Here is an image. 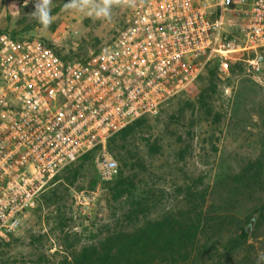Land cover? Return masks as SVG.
Masks as SVG:
<instances>
[{
  "label": "built area",
  "instance_id": "obj_1",
  "mask_svg": "<svg viewBox=\"0 0 264 264\" xmlns=\"http://www.w3.org/2000/svg\"><path fill=\"white\" fill-rule=\"evenodd\" d=\"M113 9L121 24L84 59L0 35V247L83 155L98 152L99 178L112 180L118 165L107 140L159 114L210 66L226 73L243 54L248 75L263 69L264 0H135Z\"/></svg>",
  "mask_w": 264,
  "mask_h": 264
},
{
  "label": "rangeland",
  "instance_id": "obj_2",
  "mask_svg": "<svg viewBox=\"0 0 264 264\" xmlns=\"http://www.w3.org/2000/svg\"><path fill=\"white\" fill-rule=\"evenodd\" d=\"M64 2L53 0V23L45 29L30 16L32 0H0V35L17 41L37 39L64 59H84L108 42L121 24L120 13L113 8L109 18H95L65 11ZM126 134V140L115 138L106 153L117 162L118 174L155 191L157 207L151 215L155 218L176 205L178 185L205 187L216 172L235 170L257 156L256 147L264 143V66L253 77L241 60L229 62L226 73L212 65L187 93L159 114L143 117ZM98 154L74 162L50 182L38 207L0 248V264L58 261L66 247L76 250L115 228L112 213L120 204H114L106 191L114 179L99 178ZM121 158L126 166L120 164Z\"/></svg>",
  "mask_w": 264,
  "mask_h": 264
},
{
  "label": "trees",
  "instance_id": "obj_3",
  "mask_svg": "<svg viewBox=\"0 0 264 264\" xmlns=\"http://www.w3.org/2000/svg\"><path fill=\"white\" fill-rule=\"evenodd\" d=\"M140 121L111 136L106 147L110 149L117 137L126 140V132ZM256 149L254 159L235 170L216 172L210 185H178L173 195L176 205L155 218L151 217L157 207L155 191L134 185L117 171L106 188L113 203L120 204L112 213L115 228L76 250L66 247L58 261L48 258L44 264H264L260 259L264 255V143ZM94 153L79 160H88ZM120 164L126 166L124 158ZM252 219L253 231L248 234L245 229Z\"/></svg>",
  "mask_w": 264,
  "mask_h": 264
},
{
  "label": "clouds",
  "instance_id": "obj_4",
  "mask_svg": "<svg viewBox=\"0 0 264 264\" xmlns=\"http://www.w3.org/2000/svg\"><path fill=\"white\" fill-rule=\"evenodd\" d=\"M33 10L30 16L43 28L47 29L53 23V0H32ZM134 6L135 0H65V11L86 13L95 18H109L114 5ZM260 259H264L261 255Z\"/></svg>",
  "mask_w": 264,
  "mask_h": 264
},
{
  "label": "water",
  "instance_id": "obj_5",
  "mask_svg": "<svg viewBox=\"0 0 264 264\" xmlns=\"http://www.w3.org/2000/svg\"><path fill=\"white\" fill-rule=\"evenodd\" d=\"M253 226H254V219H252L250 222H249V224H248V226L246 227V232L248 233V234H250L251 232H252V230H253Z\"/></svg>",
  "mask_w": 264,
  "mask_h": 264
}]
</instances>
